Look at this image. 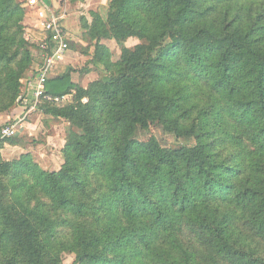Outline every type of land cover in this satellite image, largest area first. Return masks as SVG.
Returning <instances> with one entry per match:
<instances>
[{
    "label": "trees",
    "instance_id": "16d2710c",
    "mask_svg": "<svg viewBox=\"0 0 264 264\" xmlns=\"http://www.w3.org/2000/svg\"><path fill=\"white\" fill-rule=\"evenodd\" d=\"M25 15L0 0V115L35 61ZM84 29L101 76L37 107L69 124L61 168L0 153V264H264V0H110Z\"/></svg>",
    "mask_w": 264,
    "mask_h": 264
},
{
    "label": "rangeland",
    "instance_id": "374dc122",
    "mask_svg": "<svg viewBox=\"0 0 264 264\" xmlns=\"http://www.w3.org/2000/svg\"><path fill=\"white\" fill-rule=\"evenodd\" d=\"M21 3L22 7L26 11V15L24 18V24L26 26L25 29V40L31 51L33 53L35 61L32 62L29 67V72L27 74V78L22 81V89L21 96L18 99L17 109L19 107H23L24 105L21 103V99H26L28 93L32 89L30 87V83L35 81L36 75L41 68V59H42V51L37 45V43L28 40L27 37L30 36H38L36 24V17L34 11L31 9L25 8V0H18ZM50 5L56 11L58 17H60V23L66 33H68L69 41L74 42L70 47V53L67 54L66 58L63 60L64 69L59 70L57 75H63L65 73L70 72L72 74V78L76 84L81 87H87L89 83L96 81L101 76L100 68L95 66L92 63L93 53H94V43L90 42L86 39V31L84 29V23L87 20L88 22L92 21V14L96 13L101 16L104 20L107 17L110 0H85L83 2L72 3L69 0H49ZM102 43L107 46L112 54L113 61H117L121 54V47L133 48L135 47L139 41L135 38H131L126 43L118 45L113 40H103ZM56 75V76H57ZM54 76V77H56ZM29 91V92H28ZM38 109L32 111L31 114L37 112ZM13 112V111H12ZM24 112V109H23ZM30 113L28 115H31ZM19 113H15L9 122L12 120H20L25 116V113L18 117ZM5 116V115H3ZM7 116V114H6ZM9 122L4 123V119L0 120V130L4 125ZM70 127L67 126L64 131L63 137L66 139L67 133L70 130ZM22 133V127L19 128V134ZM151 137H156L163 147H173L176 145H185V146H194V139H178L175 136L164 132L162 129L151 128L149 131H140L137 135V138L141 141H147ZM8 145L18 144L19 147L24 148L25 150L33 151L32 154H38L34 157V161L40 158V155H48L49 152L46 150L45 141L43 134H39L35 138H29L28 135H23L21 137L14 138L13 140H8L6 142ZM30 154V153H29ZM21 155H13L12 153H8V156L4 158L5 160L14 161L20 158ZM50 160H52V167L57 166L56 163H59V169L61 168L63 161L62 151L61 154H57V157L52 158L49 156ZM50 167V166H49ZM48 167V168H49ZM75 256L72 254L65 255L64 264H74Z\"/></svg>",
    "mask_w": 264,
    "mask_h": 264
},
{
    "label": "built area",
    "instance_id": "2783aa9c",
    "mask_svg": "<svg viewBox=\"0 0 264 264\" xmlns=\"http://www.w3.org/2000/svg\"><path fill=\"white\" fill-rule=\"evenodd\" d=\"M25 8L35 13L38 36H30L27 39L37 43L42 51L41 68L35 81L30 83L33 92V100L21 99L24 105L25 116L36 110L43 102L60 104L65 97H54L47 93L46 84L55 67L61 63L70 52L69 36L60 23V17L54 8L45 0H25ZM23 120H15L1 129L0 139H13L18 137L19 128Z\"/></svg>",
    "mask_w": 264,
    "mask_h": 264
},
{
    "label": "crops",
    "instance_id": "0c3cea01",
    "mask_svg": "<svg viewBox=\"0 0 264 264\" xmlns=\"http://www.w3.org/2000/svg\"><path fill=\"white\" fill-rule=\"evenodd\" d=\"M63 65H64L63 61L59 63L55 67V69L52 71L50 78H53L54 76H56L59 70L64 69ZM27 98L30 101H32L33 92L30 91L27 95ZM23 109H24L23 107H19L14 112H12V114L10 115H7V116L0 115V120L4 119V123L9 122L12 119L11 117L15 115V113L16 114L19 113L18 117L22 115L24 113ZM28 116L29 117L27 118L24 117L22 119L23 120L22 125H21L22 133H20L18 137H21L23 135H28L29 138H35L39 134H43L44 141L46 144L45 148L49 152V156L54 158V157H57V154H61V151L65 145V138L63 137V134L67 126H69V124L65 122L64 120L56 119L54 117L46 115L40 110ZM9 152L15 156V155H23V154H29V153L32 154L33 151L25 150L24 148L19 147L18 144L8 145L6 143L3 145V147L0 150L1 156L3 158H6ZM37 155L38 154L36 153L34 157ZM49 156L40 155V158L37 159L36 162L46 171H58L59 163L58 162L56 163L57 166H54L56 167L55 169L51 168L53 163H52V160H50Z\"/></svg>",
    "mask_w": 264,
    "mask_h": 264
}]
</instances>
